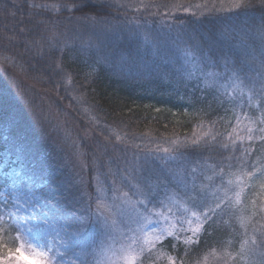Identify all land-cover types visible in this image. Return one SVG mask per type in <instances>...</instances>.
<instances>
[{"label": "trees", "instance_id": "trees-1", "mask_svg": "<svg viewBox=\"0 0 264 264\" xmlns=\"http://www.w3.org/2000/svg\"><path fill=\"white\" fill-rule=\"evenodd\" d=\"M30 3L64 8L35 10L29 8ZM240 3L241 0H76L75 4L73 0H0V41H8L12 62L21 71L17 80L25 84L18 80L19 85L27 88V84L33 91L39 86L45 96L52 98V109L61 116L64 112L72 124L85 167L78 172L56 147L53 134H46L31 122L26 110L35 102L22 105L21 110L8 96H0V192L8 195L10 191L4 171L16 170L31 177L33 189L49 201L42 211L51 208L54 213H78L77 240L84 244L101 239L98 219L89 213L90 204L95 208L94 197L99 191L94 178L104 180L109 189L107 196L111 197V173L119 177L120 170L126 169L136 156L150 153L163 157L164 148L174 150L180 156L178 162H153V168L166 173L185 160L189 168L204 158L215 165L229 153L239 156L251 145L252 154L246 159L264 170L261 134L252 133L256 139L249 141L246 131L249 126L257 127L254 120L261 115L259 107L255 103L251 107L222 104L217 96L224 97L215 88L176 71L183 62L184 50L197 45L210 49L217 60L229 57L238 63L242 58L237 48L240 44L251 45L259 56L261 40L255 25L264 13V0H243L246 6L238 7ZM68 7L73 10L69 12ZM37 11L39 14L30 17ZM22 27L32 30L27 34L29 39L43 36L42 50L36 45L25 47ZM53 33L54 38L49 40ZM194 140L199 141V146L193 144ZM232 163L236 165L235 160ZM225 176L234 183L240 179L244 186L242 203L236 205L232 194V211L219 216L211 227L206 225L197 244L185 245L182 240L165 237L142 256L140 264H240L236 254L244 239L241 223L248 222L251 202L264 198V189L259 179L242 175L236 167L226 169ZM162 178L168 177L162 174ZM124 190H128L126 186ZM11 208L9 195V203L0 202V209L6 212ZM5 220L3 227L7 231H0V264H15L20 243L36 242L38 235L13 231L15 223L7 216ZM40 242L44 240L40 238ZM66 259L71 264L74 257L70 253Z\"/></svg>", "mask_w": 264, "mask_h": 264}, {"label": "snow or ice", "instance_id": "snow-or-ice-1", "mask_svg": "<svg viewBox=\"0 0 264 264\" xmlns=\"http://www.w3.org/2000/svg\"><path fill=\"white\" fill-rule=\"evenodd\" d=\"M75 2L76 0H73L74 4ZM237 6L246 5L241 0ZM29 8L61 11L64 6L30 3ZM67 10L71 12L73 9L68 7ZM37 14L38 11L30 13V17ZM31 31L27 27L20 28V33L25 35V47L36 45L42 50L43 36L39 39H29L27 34ZM255 31L261 40L259 56L251 45L240 44L237 48L242 53V58L238 63L229 57L217 60L213 58L210 49L203 50L197 45L195 49L184 50L183 62L176 71L188 79H197L215 88L224 97L221 99V96H217L222 104L228 102L234 107H251L255 103L261 115L254 120L257 125L255 129L247 127V139L254 141L256 137L251 134L258 132L261 134L259 140L264 141V13L255 25ZM54 36L55 33L48 39L51 40ZM57 67L59 68V65ZM232 143L235 144L236 141L233 140ZM193 144L199 146V141L194 140ZM219 146L228 148L227 144ZM162 151L165 153L163 157L150 153L143 157L136 156L128 163L126 169L120 170L119 177L117 173H111V197L107 196L109 189L104 180L97 178L99 191L94 197L96 205L94 209L89 205V213L103 224L102 237L98 242L81 244L77 240V212L67 215L63 212L54 213L51 208L42 211V207L49 204L47 197L33 189L31 177L16 170L2 173L10 181V191L8 195L0 192V202L7 205L10 195L12 208L6 212L0 209V231H7L3 227L7 224V216L16 225L13 231L26 230L28 233H36L37 246L33 251L40 258L37 264H69L66 257L70 253L74 257L71 264H77V261L79 264H119L121 261L123 264H137L141 255L150 251L165 237L182 240L185 245L197 244L206 225L211 227L219 216L232 211V194L236 205L242 203L244 186L239 178L235 183L226 178V169L236 167L242 175L259 179L260 187L264 189V170L246 159L252 154L251 145L247 150H241L239 156L229 153L215 165L209 164L208 158H204L197 160L189 168L185 160L177 168L167 169L166 173L164 169L158 171L153 168V162H178L180 156L168 148ZM235 151L233 148V153ZM233 160L236 161L235 166ZM198 168L199 177L202 179L197 175ZM244 169L247 170L242 171ZM162 174L168 178H162ZM117 184L120 187H116ZM125 186L128 189L126 191ZM160 192H163L162 197L159 196ZM91 199L93 198L90 197ZM249 211L248 222L242 220L241 223V227L245 229L244 239L236 258L240 264H264V198L259 202L252 200ZM249 224L252 225L251 234L248 231ZM40 238L44 243H40Z\"/></svg>", "mask_w": 264, "mask_h": 264}, {"label": "rangeland", "instance_id": "rangeland-1", "mask_svg": "<svg viewBox=\"0 0 264 264\" xmlns=\"http://www.w3.org/2000/svg\"><path fill=\"white\" fill-rule=\"evenodd\" d=\"M11 54L12 51H10L8 41H0V96H8L14 104H18L20 106L21 110L24 107H22V105H28L30 102H35L34 107L28 108V111L26 110L31 122L39 127L41 126L40 128H43L46 134H53L56 147L64 152L66 160L70 162L72 167L76 168L78 172L81 170L83 171L85 168L84 161L81 157L83 153L79 150L78 147L80 145H78L74 134H72L73 127L72 124H70L69 119L64 116V112L61 116V114H57V112L52 109V98L49 95L45 96V93L42 92L43 90H41L39 86L38 88L36 87L38 90L33 91L27 84L25 85L27 88H23L19 85L18 80L21 83L24 82L19 78L17 80V74L21 73V71L16 69L17 65L15 62H12ZM8 67L9 70L7 69ZM97 130L99 129L97 128ZM114 138H117V136ZM108 139H110V137H108ZM94 180L97 182L96 178H94ZM95 185L97 190H99L98 184ZM97 221L100 225L102 237L103 224L102 221ZM36 246L37 241H22L19 246L18 262L15 264H37V261L40 258L36 255V252L33 251V248H36ZM38 250L39 249L37 248V251ZM148 252L149 251H146L145 253ZM143 255L138 258L137 264H140V259ZM119 264H123V262L121 261Z\"/></svg>", "mask_w": 264, "mask_h": 264}]
</instances>
